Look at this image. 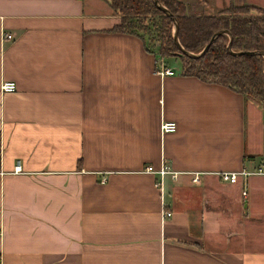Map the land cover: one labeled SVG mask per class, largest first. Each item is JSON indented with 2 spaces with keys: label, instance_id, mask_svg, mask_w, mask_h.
Masks as SVG:
<instances>
[{
  "label": "crops",
  "instance_id": "0c3cea01",
  "mask_svg": "<svg viewBox=\"0 0 264 264\" xmlns=\"http://www.w3.org/2000/svg\"><path fill=\"white\" fill-rule=\"evenodd\" d=\"M117 20L105 0H0V264H264V175L242 195L212 173L262 161L260 106L155 73ZM160 161L180 172L158 188L139 170Z\"/></svg>",
  "mask_w": 264,
  "mask_h": 264
},
{
  "label": "trees",
  "instance_id": "16d2710c",
  "mask_svg": "<svg viewBox=\"0 0 264 264\" xmlns=\"http://www.w3.org/2000/svg\"><path fill=\"white\" fill-rule=\"evenodd\" d=\"M118 15L112 30L134 34L143 40L155 59L176 57L181 75L193 76L205 83L222 85L259 105L264 115V56L259 53H231L225 45L229 35L231 51L260 50L264 53V10L252 4H229L211 13L202 5L181 0H157L176 22L178 44L189 52H198L209 37L218 33L197 56L184 54L172 39V20L152 0H105ZM202 9V10H201ZM228 33V35H227ZM152 47L147 46L148 40Z\"/></svg>",
  "mask_w": 264,
  "mask_h": 264
},
{
  "label": "built area",
  "instance_id": "2783aa9c",
  "mask_svg": "<svg viewBox=\"0 0 264 264\" xmlns=\"http://www.w3.org/2000/svg\"><path fill=\"white\" fill-rule=\"evenodd\" d=\"M5 38H9L10 34L5 33ZM155 73L159 75H170L173 73L172 69H169L162 64V62H158L155 67ZM15 89V83L12 80H3L0 82V91L1 92H11ZM159 131L160 132H171L175 129V122L173 120H162L159 123ZM18 168V167H17ZM140 172L148 173L151 175H154L156 178L153 180V185L155 187L160 188L162 184V179L164 177H168L170 179H175L177 174L180 171L171 169L167 164H165L163 161H160V163L155 167L151 164H145L143 165L140 170ZM186 174L189 175L191 182L197 183L200 179V175L202 174L201 171L196 170H189V171H183ZM219 180L228 182V183H234L237 180H240V183L242 185L241 188V194H245V184L246 179L250 175H264V151L262 154V161L258 163L255 166L252 167H240L235 170H218L212 172ZM170 215L169 211H161L160 216L161 217H167Z\"/></svg>",
  "mask_w": 264,
  "mask_h": 264
},
{
  "label": "water",
  "instance_id": "95a60500",
  "mask_svg": "<svg viewBox=\"0 0 264 264\" xmlns=\"http://www.w3.org/2000/svg\"><path fill=\"white\" fill-rule=\"evenodd\" d=\"M153 4L160 10H162L166 15H168L171 20H172V39H173V42L177 45V47L186 55L188 56H197L199 54H201L205 49L206 47L213 41L214 37L218 34V33H221V32H225L226 33V30L225 29H219L217 31H215L214 33H212V35L209 37L208 41L203 45V47L201 48L200 51L198 52H189V51H185L177 42V39H176V35H175V31H176V22H175V18L170 14V12L163 6L161 5L160 3L157 2V0H152ZM228 35V33H227ZM225 48L227 51L231 52V53H241V52H245V53H259L261 54L262 56H264V53L263 51H260V50H253V51H231L229 49V35H228V40L226 42V45H225ZM262 72L264 73V68L262 70Z\"/></svg>",
  "mask_w": 264,
  "mask_h": 264
},
{
  "label": "rangeland",
  "instance_id": "374dc122",
  "mask_svg": "<svg viewBox=\"0 0 264 264\" xmlns=\"http://www.w3.org/2000/svg\"><path fill=\"white\" fill-rule=\"evenodd\" d=\"M197 6V5H196ZM200 6V5H198ZM197 6L196 9L200 10V8ZM202 7V6H201ZM227 6H225L226 8ZM214 8H217V7H214ZM223 9V8H222ZM202 10V9H201ZM203 10H205V7L203 8ZM217 10H220V9H217ZM212 12V11H211ZM148 40V39H147ZM151 41L148 40L147 42V46L149 47H152V43H150ZM160 62H162V64H165L167 66H171L172 68H174L175 70L180 68V64H179V60L176 58V57H167V58H163L164 60H162L161 57H158Z\"/></svg>",
  "mask_w": 264,
  "mask_h": 264
}]
</instances>
